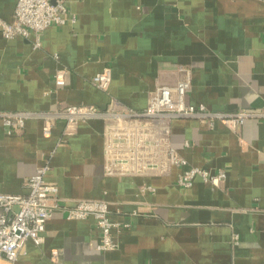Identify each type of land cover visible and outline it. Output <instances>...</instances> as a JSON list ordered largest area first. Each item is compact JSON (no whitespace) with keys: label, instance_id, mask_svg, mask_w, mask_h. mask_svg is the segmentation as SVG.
<instances>
[{"label":"crops","instance_id":"1","mask_svg":"<svg viewBox=\"0 0 264 264\" xmlns=\"http://www.w3.org/2000/svg\"><path fill=\"white\" fill-rule=\"evenodd\" d=\"M15 3L0 0V18L12 21ZM64 3L75 22L43 30L39 47L33 35L6 39L0 32V111L105 107L111 98L142 110L155 88L174 85L185 70L189 102L224 112L264 103V0ZM106 65L108 93L90 83ZM61 67L66 85L54 89ZM104 123L90 119L63 134L58 120L49 136L38 119H28L20 132L0 126V193L25 194V179L48 160L44 179L61 200L43 242L27 240L14 262L0 258V264H264V120L247 118L233 129L173 119L171 143L188 164L226 173L218 186L196 177L189 187L177 183V167L106 175ZM82 199L109 203V218L118 224L115 249H97L92 216L65 217Z\"/></svg>","mask_w":264,"mask_h":264},{"label":"built area","instance_id":"2","mask_svg":"<svg viewBox=\"0 0 264 264\" xmlns=\"http://www.w3.org/2000/svg\"><path fill=\"white\" fill-rule=\"evenodd\" d=\"M75 16L64 0H16L13 19L0 18V32L6 39L16 36H34V47H39L40 33L49 26L73 24ZM67 70L58 68L53 75V88L66 85ZM111 68L106 65L90 78V83L108 93ZM191 86L188 70L174 85H160L153 90L142 110L128 107L116 99L105 107L95 104H67L50 110L0 111V126L8 132H20L28 119H38L44 136L51 134L56 121H64L63 134L78 123L99 118L103 127L104 173L108 176L163 174L177 167V183L192 185L196 177L213 185L225 179V170L213 172L190 166L171 143V122L175 118H194L205 121L209 127L219 121L233 129L239 128L247 118L264 120V103L257 110L239 108L233 112L215 111L203 104L187 100ZM187 145V143H186ZM50 168L46 160L37 165L33 174L25 179V194L0 193V258L14 262L23 252L24 244L31 240L36 245L44 239L45 226L55 209L61 208L57 187L45 181ZM148 189H153L147 186ZM109 203L103 199H82L66 208L67 219H84L92 216L99 228L97 249L106 251L117 247L114 236L118 224L109 218ZM234 238L237 235L234 234ZM57 251L51 252L55 258Z\"/></svg>","mask_w":264,"mask_h":264}]
</instances>
